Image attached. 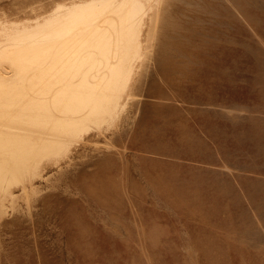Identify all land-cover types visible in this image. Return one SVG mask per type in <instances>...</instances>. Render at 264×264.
<instances>
[{"label":"rangeland","instance_id":"rangeland-1","mask_svg":"<svg viewBox=\"0 0 264 264\" xmlns=\"http://www.w3.org/2000/svg\"><path fill=\"white\" fill-rule=\"evenodd\" d=\"M156 3L118 119L0 189V264H264V0Z\"/></svg>","mask_w":264,"mask_h":264},{"label":"bare ground","instance_id":"bare-ground-1","mask_svg":"<svg viewBox=\"0 0 264 264\" xmlns=\"http://www.w3.org/2000/svg\"><path fill=\"white\" fill-rule=\"evenodd\" d=\"M154 1L75 0L0 20V189L118 119L156 27Z\"/></svg>","mask_w":264,"mask_h":264}]
</instances>
